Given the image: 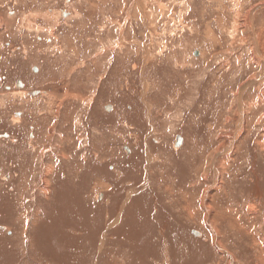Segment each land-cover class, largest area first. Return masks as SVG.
Here are the masks:
<instances>
[{"label":"rangeland","instance_id":"1","mask_svg":"<svg viewBox=\"0 0 264 264\" xmlns=\"http://www.w3.org/2000/svg\"><path fill=\"white\" fill-rule=\"evenodd\" d=\"M63 1L0 0V119L35 127L0 264H264V0Z\"/></svg>","mask_w":264,"mask_h":264},{"label":"flooded vegetation","instance_id":"2","mask_svg":"<svg viewBox=\"0 0 264 264\" xmlns=\"http://www.w3.org/2000/svg\"><path fill=\"white\" fill-rule=\"evenodd\" d=\"M66 1L69 4L70 0H64L63 3H66ZM62 13H64L65 15L67 14L65 11H62ZM10 44L11 43H9V42H4L5 49L12 48L13 46H10ZM36 72H37V67L33 66L32 73L35 74ZM21 85L23 87L22 88H18V90L20 92L25 93L26 91H23L25 89V85L22 84V83H21ZM13 87H16L15 84H14ZM5 88L7 89V91H12L11 87H9V86H5ZM35 91H37L38 93L35 96H32L30 98L40 97V100L41 101H43L44 99H46V98H43V95L41 93L42 91H40L38 89H34V90H30L29 89V90H27L28 93H30V92L33 93ZM7 115L8 114L6 113V116L5 117L7 119H4V121H2V119H0V121H1L0 122V125H5V126H11V127H13L12 128V133H13L14 136H16L17 140H16V138L14 140V138H12V136H11V134L9 132L2 133L1 136H0L1 137V140H0L1 141V143H0V150L1 149H4L2 146H5V145H9L11 147H17V146L21 147L22 146V142H20V141H26L27 140L28 142H33L34 139H35V136H34L35 135V127L29 125V124H33V116L30 115V114L29 115L28 114H25L23 112V110H19V109L12 111L11 114H10V116H7ZM21 120H22V122H21ZM229 186H230V183H229ZM136 200H139V198H137Z\"/></svg>","mask_w":264,"mask_h":264},{"label":"water","instance_id":"3","mask_svg":"<svg viewBox=\"0 0 264 264\" xmlns=\"http://www.w3.org/2000/svg\"><path fill=\"white\" fill-rule=\"evenodd\" d=\"M61 16L64 17L65 14L62 13ZM16 85H17V86H18V85H21V82L18 81ZM37 93H38V92L35 91V92L31 93V96H35ZM110 109H111L110 106H106V107H105V111H109ZM181 144H182V137H181L180 135H178V136H176V138H175L174 148L179 147ZM124 150H125L126 152H129L127 148H124ZM2 229H3V227H0V230H2ZM191 233H192V235H193L194 237H200V233L197 232V231H192Z\"/></svg>","mask_w":264,"mask_h":264},{"label":"bare ground","instance_id":"4","mask_svg":"<svg viewBox=\"0 0 264 264\" xmlns=\"http://www.w3.org/2000/svg\"><path fill=\"white\" fill-rule=\"evenodd\" d=\"M242 116H243V114H242ZM244 119H243V117H242V122L240 123V125H239V129H241V128H243L244 127ZM66 156V155H65ZM66 158V157H65Z\"/></svg>","mask_w":264,"mask_h":264}]
</instances>
